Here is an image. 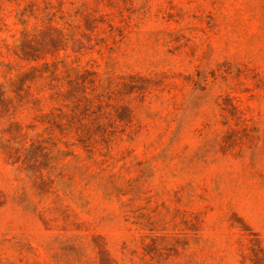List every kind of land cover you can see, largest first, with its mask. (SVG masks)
Returning <instances> with one entry per match:
<instances>
[{
    "label": "rangeland",
    "instance_id": "1",
    "mask_svg": "<svg viewBox=\"0 0 264 264\" xmlns=\"http://www.w3.org/2000/svg\"><path fill=\"white\" fill-rule=\"evenodd\" d=\"M1 3L0 81L57 62L109 133L83 146L21 90L0 106V264H264V0Z\"/></svg>",
    "mask_w": 264,
    "mask_h": 264
},
{
    "label": "trees",
    "instance_id": "2",
    "mask_svg": "<svg viewBox=\"0 0 264 264\" xmlns=\"http://www.w3.org/2000/svg\"><path fill=\"white\" fill-rule=\"evenodd\" d=\"M1 4L0 0V10ZM3 20L4 16L0 11V21ZM21 21L23 22V20ZM51 22H54V20H51ZM49 29L53 30L52 36L54 37L55 43L63 41L64 33L62 29L53 24H49ZM25 34L29 37L34 36V34L28 30L25 31ZM28 39L32 41L31 38ZM13 71V68H11L8 74L3 76L5 80L0 81V106L2 116H8L9 110H6L5 107L13 99L11 93H19L21 90L27 94L24 97L31 96L33 104L43 101L62 103L61 106L63 109L55 108L58 112L51 113L52 118L48 120V123H50L52 127L59 128L64 136L78 139L83 146L96 147L97 137L100 135L106 136L109 133V130H105L103 124L94 128V120L96 119V123H99L97 121L102 118L104 113L102 112V107L99 108L100 104L98 102L99 100H97V94L92 93L93 88L89 90L90 86H88V84L90 82L93 84L94 80L86 81L83 75L79 77L76 73L72 72L73 70H70V74L61 77L57 62H53L52 64L46 62L44 68L34 66L29 70L28 74L23 72L22 75H17V78H13ZM48 71L50 74H47L49 73ZM24 78L26 81L23 82L22 80ZM45 83L48 87L45 86ZM7 84H9V86H6ZM17 84H19L20 87H14V85ZM46 93H48V95H46ZM64 106L68 107L69 110H65ZM122 108L125 109L124 112H116V119L118 121H130L129 118L131 115L127 112V110H129L128 106L126 105ZM91 117H93V119H91ZM21 131L22 129L20 130V134L23 135ZM101 132L102 134H100ZM6 141V130H4L0 136V143H2L3 153L10 158L12 149L14 148L11 144H5ZM17 149H19V147H17L16 150Z\"/></svg>",
    "mask_w": 264,
    "mask_h": 264
}]
</instances>
